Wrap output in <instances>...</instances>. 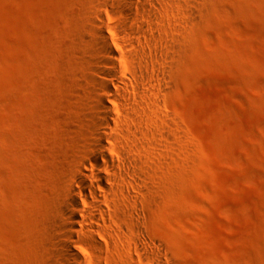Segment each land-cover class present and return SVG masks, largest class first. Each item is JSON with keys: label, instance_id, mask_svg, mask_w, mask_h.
<instances>
[{"label": "rangeland", "instance_id": "obj_1", "mask_svg": "<svg viewBox=\"0 0 264 264\" xmlns=\"http://www.w3.org/2000/svg\"><path fill=\"white\" fill-rule=\"evenodd\" d=\"M131 10L143 33L112 0H0V264L72 262L56 209L91 141L98 11L118 28L107 34L130 56L124 67L160 78L144 82L146 104L118 144L142 157L146 241L165 264H264V0ZM108 241L96 264H133L130 244Z\"/></svg>", "mask_w": 264, "mask_h": 264}, {"label": "bare ground", "instance_id": "obj_2", "mask_svg": "<svg viewBox=\"0 0 264 264\" xmlns=\"http://www.w3.org/2000/svg\"><path fill=\"white\" fill-rule=\"evenodd\" d=\"M112 1L122 10L130 30L143 33L141 26L128 18L133 12L131 9L142 7L145 0ZM135 14L145 18L154 15L145 8L136 10ZM110 29L118 33L117 27L107 26L98 11L93 37L100 58L96 59L90 92L94 104L86 115L91 141L89 149H84L77 158L56 209L61 233L57 247L72 262L60 259L57 264H96L93 258L107 254L111 233L133 247L134 252L129 255L133 264H141L147 258H152L153 264H165L161 259L162 250L146 241L138 213L140 198L145 192L141 185L142 157L118 145L119 136L126 134L123 126L133 123L136 108L146 104L142 95L150 89L144 87V82L160 78L159 74L146 73L134 64L124 67L122 61L130 56L110 44L107 34ZM127 44L133 51L132 57L141 60L142 54L136 50L139 43L129 37ZM118 46L122 47L120 43ZM125 221L132 227L122 224Z\"/></svg>", "mask_w": 264, "mask_h": 264}]
</instances>
